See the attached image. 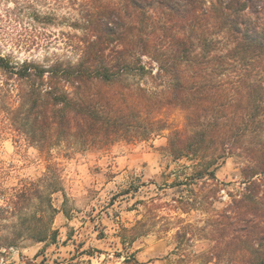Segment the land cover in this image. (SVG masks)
I'll return each mask as SVG.
<instances>
[{"label": "trees", "instance_id": "obj_1", "mask_svg": "<svg viewBox=\"0 0 264 264\" xmlns=\"http://www.w3.org/2000/svg\"><path fill=\"white\" fill-rule=\"evenodd\" d=\"M62 7L74 12L61 15ZM23 9L39 28L16 45L44 47L49 26L80 33L63 38L75 60L17 61L0 48V73L18 103L10 111L16 130L42 151L61 142L107 145L148 139L167 128L164 109L182 110L185 122L165 150L193 164L174 185L208 191H194L189 205L213 206L220 160L244 161L240 189L206 220V260L264 264V0H24ZM148 79L153 88L139 85ZM60 181L44 175L5 192L0 222L13 228L0 232V249L56 241L51 194Z\"/></svg>", "mask_w": 264, "mask_h": 264}, {"label": "rangeland", "instance_id": "obj_2", "mask_svg": "<svg viewBox=\"0 0 264 264\" xmlns=\"http://www.w3.org/2000/svg\"><path fill=\"white\" fill-rule=\"evenodd\" d=\"M23 1L0 0L3 54L17 61L42 62L56 56L75 60L77 54L66 48L63 38L80 31L67 24L49 26L41 38L44 47L15 44L26 33L35 35L39 28L24 11ZM68 11L74 12L62 7L60 14ZM5 82L0 73V206L5 205L1 199L5 192L44 175L61 179L62 190L51 194L57 208L53 222L56 241L27 239L18 246L2 248L0 264H215L204 255L210 247L206 234L211 227L205 228L206 220L212 210L222 211L229 192L240 189L243 159L227 156L220 160L216 169L220 189L213 206L205 200L189 205L194 191H208L200 184L174 185L184 180L183 166L193 164L188 158L174 160L165 150L170 131L185 122L182 110L164 109L160 117L167 128L148 139L119 137L107 145L90 147L61 142L42 151L11 124L10 111L18 103L10 89L12 83L7 86ZM140 84L154 85L150 79ZM15 217L8 219L16 221ZM11 223L2 220L0 232L12 229ZM141 230L148 231L134 237ZM177 231L187 234L178 237Z\"/></svg>", "mask_w": 264, "mask_h": 264}]
</instances>
